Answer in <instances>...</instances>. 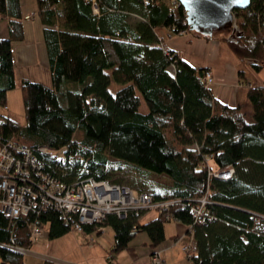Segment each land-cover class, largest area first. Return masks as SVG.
Returning <instances> with one entry per match:
<instances>
[{"label": "trees", "instance_id": "1", "mask_svg": "<svg viewBox=\"0 0 264 264\" xmlns=\"http://www.w3.org/2000/svg\"><path fill=\"white\" fill-rule=\"evenodd\" d=\"M37 4L50 86L17 78L13 42L24 39L21 2L0 0V23L9 27L0 38V107H7V93L19 82L26 111L25 127L10 117L0 120L4 139L37 151L67 148L60 157L42 158L68 184L90 177L112 182L115 168L123 166L146 182L150 176L169 180L164 192L139 190L174 201L154 210L155 218L142 223L150 210H133L125 218L109 214L84 226L88 232L113 228L114 252L139 232L157 248L166 239L165 224L175 220L189 227L196 242L195 249L186 248L194 264H264V81L247 79V102L229 105L206 84L209 67L196 68L163 44L184 31L217 36L257 75L264 68V0L237 10L240 33L234 38L228 30L213 36L191 30L175 0ZM239 73L243 79L245 72ZM114 82L121 87L113 91ZM142 99L147 112L141 111ZM231 170L230 177H220ZM203 198L207 203L197 216ZM27 221L47 226L50 239L71 231L60 212L49 208L20 218L12 238L10 219L0 213V264H24L25 255L8 245L29 242Z\"/></svg>", "mask_w": 264, "mask_h": 264}, {"label": "crops", "instance_id": "2", "mask_svg": "<svg viewBox=\"0 0 264 264\" xmlns=\"http://www.w3.org/2000/svg\"><path fill=\"white\" fill-rule=\"evenodd\" d=\"M20 2L24 39L13 42V59L17 78L20 76V79L28 78L50 86L52 82L44 40V24L38 14L37 0H20ZM31 13H35V16L26 20L25 16ZM8 34V22L5 21L0 25V38L7 37ZM184 35L187 38L167 37L163 44L166 48L182 53L184 59L194 67L211 69L215 82L210 88L215 98L232 106L237 103H246L247 86L250 82L247 79H255L250 68L236 57L228 46L219 40V37L206 39L196 34H182ZM26 68L32 69L31 77L23 72ZM41 69L45 73L44 79L40 75ZM240 71L245 72L243 79ZM262 80L264 81L263 78ZM244 83L247 84L246 87ZM149 214L150 212L146 213L140 221L142 223L148 221L145 217ZM108 228L110 227H99L85 233L77 232L82 237L75 238L76 252L71 251L68 258L55 259L42 254L38 255L45 257L52 264H152L153 252L161 250L165 264H194L188 259L186 245L190 244L191 248L195 249L196 242L187 234L189 227L181 222L176 221L174 227L165 225L166 239L157 248L151 246L148 234L139 232L128 246L119 252L112 251L115 244V231L110 228L108 232ZM95 233L97 236H94ZM106 233L111 234L110 240L104 237ZM44 237H46L45 232ZM28 253L35 254L32 250Z\"/></svg>", "mask_w": 264, "mask_h": 264}, {"label": "built area", "instance_id": "3", "mask_svg": "<svg viewBox=\"0 0 264 264\" xmlns=\"http://www.w3.org/2000/svg\"><path fill=\"white\" fill-rule=\"evenodd\" d=\"M234 15L237 21V10ZM30 17L31 15L25 16L26 19ZM236 21L231 29L232 33L230 32L232 38L240 33ZM204 80L208 86L214 84L215 78L211 70L206 71ZM66 150L64 148L56 152L40 148L37 151L25 143L5 140L0 128V213L10 219L12 238L20 218L30 213L41 214L49 208L57 209L71 230L85 233V225L99 224L109 214L125 218L133 210L136 213L142 210H160L174 202L155 200L149 192L93 177L68 184L48 171L42 158V155L57 158L65 154ZM232 173L233 170L220 174V177L228 178ZM201 203L196 209L197 216L203 214L206 198ZM26 226L29 242L22 245L13 241L8 245L23 254L31 251V246L44 237L43 225L27 221ZM189 247L190 244L186 245V248ZM161 254V250L153 252L152 264H165Z\"/></svg>", "mask_w": 264, "mask_h": 264}, {"label": "rangeland", "instance_id": "4", "mask_svg": "<svg viewBox=\"0 0 264 264\" xmlns=\"http://www.w3.org/2000/svg\"><path fill=\"white\" fill-rule=\"evenodd\" d=\"M28 15H31V17L28 18V19H31L33 16H35V13H31ZM1 24L2 23H0V25ZM230 32L229 33L227 32L228 35L230 34ZM178 37L187 38L185 37V35L184 36L178 35ZM23 72L30 75V77L32 76V69L26 68L25 71ZM44 74L45 73L43 69H41L40 75L42 79H44ZM254 78L255 79L257 78L259 80H262V78L264 79V68L261 70V72L255 75ZM18 79H20V76H18ZM245 85L246 84L244 83V86ZM119 87L121 86L114 82L112 84L111 89L114 91L115 89ZM6 105L7 107L5 106L0 107V120L2 121L4 120L5 117H10L12 119L17 120L23 125V127H25L26 126V111H25V106H24L23 91H22V88L19 82L15 88L8 91ZM141 111L143 112L148 111V107L144 99H142ZM15 139L17 140L16 137ZM110 180L114 183L121 184L129 188H134L137 190L144 189V190H149L152 192H155V191L164 192L166 190V187L169 186L170 184L169 180L166 177H157V176H150L149 182H146V180H143L141 176L134 169L129 168L127 166L115 168V170L113 171V176ZM202 200H205V198H203ZM156 215H157L156 211H150V214L145 217L146 218L145 220H149L150 218ZM175 224H176V221L173 220V221L167 222L165 225L174 227ZM110 228H108L109 229L108 232H110L111 230ZM43 230L46 234V237H42L36 244L31 246L30 250L34 251L35 254H32V253L25 254L24 264H45V261H47L45 257L55 258V259H64L70 256L69 253H71V251L76 252L75 238L82 237L81 234L77 233L76 231L71 230L70 232L66 233L65 235L59 238L50 239L48 237L47 226H43ZM94 236H97V234L95 233ZM104 237L107 240H110L112 238L111 234L109 233H106ZM38 254H42L45 257H41Z\"/></svg>", "mask_w": 264, "mask_h": 264}, {"label": "water", "instance_id": "5", "mask_svg": "<svg viewBox=\"0 0 264 264\" xmlns=\"http://www.w3.org/2000/svg\"><path fill=\"white\" fill-rule=\"evenodd\" d=\"M187 13L191 30L203 36L230 30L236 21L234 12L247 9L252 0H176Z\"/></svg>", "mask_w": 264, "mask_h": 264}, {"label": "flooded vegetation", "instance_id": "6", "mask_svg": "<svg viewBox=\"0 0 264 264\" xmlns=\"http://www.w3.org/2000/svg\"><path fill=\"white\" fill-rule=\"evenodd\" d=\"M231 30V29H230ZM230 30L228 32H230Z\"/></svg>", "mask_w": 264, "mask_h": 264}]
</instances>
